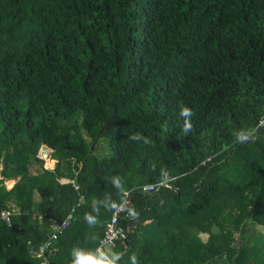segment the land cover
I'll return each mask as SVG.
<instances>
[{
    "label": "trees",
    "instance_id": "16d2710c",
    "mask_svg": "<svg viewBox=\"0 0 264 264\" xmlns=\"http://www.w3.org/2000/svg\"><path fill=\"white\" fill-rule=\"evenodd\" d=\"M249 127L256 141L234 145ZM105 195L140 213L118 216L121 264H264V0H0V264H39L68 216L51 264L95 250L114 211L84 215Z\"/></svg>",
    "mask_w": 264,
    "mask_h": 264
},
{
    "label": "clouds",
    "instance_id": "9594fccd",
    "mask_svg": "<svg viewBox=\"0 0 264 264\" xmlns=\"http://www.w3.org/2000/svg\"><path fill=\"white\" fill-rule=\"evenodd\" d=\"M196 113L192 108L188 106H182L179 111V117L183 121V127L181 129L185 134L193 130L192 118ZM162 128L168 127L167 121L162 125ZM258 129L256 127L239 129L234 135V145H244L254 143L257 139ZM128 140L134 143H142L145 146H151L153 141L150 137L145 136L141 132H135L128 137ZM155 163L153 162L152 168L155 170ZM162 184L169 185L171 179L167 169H161ZM110 182L117 190L118 194L123 195L126 191V180L124 177L116 175L110 178ZM161 206L164 204V200L160 199ZM106 209L110 211H125L128 216L134 220L139 219L140 213L135 210L134 207H129L126 200H121L119 203L114 201L111 195H105L103 199L94 200L92 203V211L85 213L84 220L90 228L96 226L99 222L100 209ZM95 238V237H93ZM125 253L115 250V246H109L107 248L98 247L95 250L74 247L71 251V264H121ZM127 264H140V260L135 252L128 257Z\"/></svg>",
    "mask_w": 264,
    "mask_h": 264
},
{
    "label": "built area",
    "instance_id": "2783aa9c",
    "mask_svg": "<svg viewBox=\"0 0 264 264\" xmlns=\"http://www.w3.org/2000/svg\"><path fill=\"white\" fill-rule=\"evenodd\" d=\"M153 189L154 186L152 185H147L142 188L143 191H151ZM121 212L122 211H114L110 219L106 222V232L100 239L98 247L107 248L112 246L120 237L123 236V230L117 225L118 216ZM10 214L11 213L8 211L1 212L0 220L8 223ZM70 218L71 216H68L63 222L53 224L47 239L37 248L36 258L39 260V264H51L50 256L56 251L53 243L57 240L58 234L68 226Z\"/></svg>",
    "mask_w": 264,
    "mask_h": 264
},
{
    "label": "rangeland",
    "instance_id": "374dc122",
    "mask_svg": "<svg viewBox=\"0 0 264 264\" xmlns=\"http://www.w3.org/2000/svg\"><path fill=\"white\" fill-rule=\"evenodd\" d=\"M93 154L97 157H109L112 155V151L109 148V143L106 138H101L98 143L96 144V147L93 151ZM38 157L43 160V168L45 169H53L55 166L56 161L53 160L50 156L49 149L45 146H42L38 151ZM63 168V167H62ZM36 168H31V172H35ZM65 178H59V181L61 182H68L71 180V174L65 173ZM74 180V179H73ZM13 184V181H6L4 183L5 189H9ZM200 237L202 239H206V235L200 234Z\"/></svg>",
    "mask_w": 264,
    "mask_h": 264
},
{
    "label": "crops",
    "instance_id": "0c3cea01",
    "mask_svg": "<svg viewBox=\"0 0 264 264\" xmlns=\"http://www.w3.org/2000/svg\"><path fill=\"white\" fill-rule=\"evenodd\" d=\"M49 152H50V150H49Z\"/></svg>",
    "mask_w": 264,
    "mask_h": 264
}]
</instances>
